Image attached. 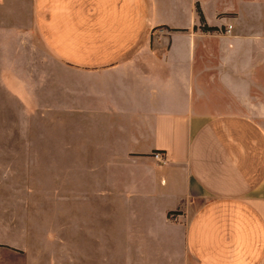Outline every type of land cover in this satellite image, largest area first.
Instances as JSON below:
<instances>
[{"label": "crops", "instance_id": "crops-1", "mask_svg": "<svg viewBox=\"0 0 264 264\" xmlns=\"http://www.w3.org/2000/svg\"><path fill=\"white\" fill-rule=\"evenodd\" d=\"M31 1L64 131L24 152L57 154L72 263L264 264V0Z\"/></svg>", "mask_w": 264, "mask_h": 264}, {"label": "rangeland", "instance_id": "rangeland-1", "mask_svg": "<svg viewBox=\"0 0 264 264\" xmlns=\"http://www.w3.org/2000/svg\"><path fill=\"white\" fill-rule=\"evenodd\" d=\"M31 6L0 8V264H73L72 221L59 219L58 163L46 161L57 154L24 152L59 143L64 131L54 104L59 63L36 35ZM202 97L199 110L209 117L256 112L216 90Z\"/></svg>", "mask_w": 264, "mask_h": 264}, {"label": "built area", "instance_id": "built-area-1", "mask_svg": "<svg viewBox=\"0 0 264 264\" xmlns=\"http://www.w3.org/2000/svg\"><path fill=\"white\" fill-rule=\"evenodd\" d=\"M231 29H232V27L230 26L229 27V29H228V33H230L231 32ZM154 158L156 159V161L159 163V164H166V158H165V156H164V154L163 153H161V152H157V153H155L154 154Z\"/></svg>", "mask_w": 264, "mask_h": 264}, {"label": "trees", "instance_id": "trees-1", "mask_svg": "<svg viewBox=\"0 0 264 264\" xmlns=\"http://www.w3.org/2000/svg\"><path fill=\"white\" fill-rule=\"evenodd\" d=\"M202 21H203V19H202ZM208 30H210V31H214L215 29L209 28Z\"/></svg>", "mask_w": 264, "mask_h": 264}]
</instances>
